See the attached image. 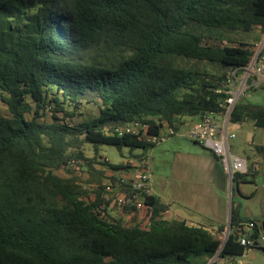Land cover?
I'll use <instances>...</instances> for the list:
<instances>
[{
  "label": "trees",
  "instance_id": "obj_1",
  "mask_svg": "<svg viewBox=\"0 0 264 264\" xmlns=\"http://www.w3.org/2000/svg\"><path fill=\"white\" fill-rule=\"evenodd\" d=\"M260 32L264 0H0V264H206L221 247L242 255L252 245L169 217L154 194L145 224L135 206L114 215L99 195L109 173L133 169L156 145L114 128L141 121L160 135L182 130L184 117L221 113L223 84L254 56ZM88 103L98 114L75 121ZM248 118L264 127V106L238 100L231 121ZM102 144L129 156L112 163ZM252 151L262 159L247 157L237 185L264 176V144ZM247 220L263 232L232 200V226Z\"/></svg>",
  "mask_w": 264,
  "mask_h": 264
},
{
  "label": "built area",
  "instance_id": "obj_2",
  "mask_svg": "<svg viewBox=\"0 0 264 264\" xmlns=\"http://www.w3.org/2000/svg\"><path fill=\"white\" fill-rule=\"evenodd\" d=\"M262 82H264L263 49L258 50L247 65L229 72L223 84L228 96L221 113L206 112L200 118H196L185 130L178 131L174 127L167 126L160 135L150 133L149 125L141 121L118 125L114 128V132L117 135L133 134L153 144L182 133L210 150L220 160L232 185L235 176L248 172L249 162L246 157L232 151L230 140L235 138L236 134L230 129V124L233 123L230 116L245 89ZM131 164L134 166L133 169L108 174L105 188L99 195L102 198L100 207L107 206L113 213L115 209L122 211L135 206L140 210V221L145 224L146 197L153 194V172L149 167L148 158L134 160ZM228 223V229L223 235L224 242L230 234H234L242 245H254L256 242L258 245L264 244V231L256 236L258 226L254 220L242 221L235 226H232L230 220ZM221 251L222 247L206 264H226V257L222 256Z\"/></svg>",
  "mask_w": 264,
  "mask_h": 264
},
{
  "label": "rangeland",
  "instance_id": "obj_3",
  "mask_svg": "<svg viewBox=\"0 0 264 264\" xmlns=\"http://www.w3.org/2000/svg\"><path fill=\"white\" fill-rule=\"evenodd\" d=\"M260 35L261 38L257 43L256 52L264 48V32H260ZM239 100L244 103L264 106V82L260 83L259 85L247 87ZM0 114H8L7 106L1 99ZM97 114L98 108L94 104L88 103L78 110L75 121L79 122ZM238 124L239 125H236L235 123L230 124V129L236 134V137L230 140V145L234 153L240 154L241 156L247 158L249 157L254 145L264 144V127L255 125L254 120L251 118H248ZM179 147H195L197 149L203 150V148L193 139L180 133L157 143L153 148L147 151L149 166L153 172L152 184L154 185V191L156 194L162 196L170 202L174 201V188L175 186L177 188L179 183H189V186L192 185L193 189L195 187V183L198 184L195 171H189L187 177H178L176 175L172 166V160L174 158V151H177ZM88 148L89 146H86L88 153L92 154V151ZM134 151L142 152L143 148H136ZM98 153L109 159L112 163H120L127 159L130 149L126 146L122 149H119L115 145L102 144L98 148ZM261 159L262 157L260 160ZM249 161L251 160L249 159L248 162ZM83 175L85 176L87 174L83 173ZM263 179L264 177L261 173L255 177L254 180L252 174H247L244 175V180L240 181L238 185L236 182H234L232 183V186L230 180H228V198L230 197L235 203H239L241 205L244 216L255 217L263 220ZM198 195L201 197L204 196V194L201 195L200 193H198ZM177 205L174 207L179 211L181 208ZM113 214L121 215L122 211L115 209ZM124 217L127 220L126 215ZM138 221L139 223H142L140 219ZM221 235L222 233L219 234V236ZM225 261L227 263L232 262L234 264H264V250L256 245H252L247 247L242 255L226 257Z\"/></svg>",
  "mask_w": 264,
  "mask_h": 264
},
{
  "label": "crops",
  "instance_id": "obj_4",
  "mask_svg": "<svg viewBox=\"0 0 264 264\" xmlns=\"http://www.w3.org/2000/svg\"><path fill=\"white\" fill-rule=\"evenodd\" d=\"M195 120L196 118L193 117H184L183 121L185 124L182 126V130L187 129ZM235 124L239 125L238 123ZM200 146L203 150L195 147H179L177 151H174L172 160L173 169L178 177H187L189 171H195L199 187L196 183L194 189L192 185L189 186V183H179L177 188L176 186L174 188L173 202L167 201V199L156 194L152 184L153 194L161 202L169 205L167 212L169 217L174 216L186 219L190 223L204 225L214 232L218 231L220 227H224L222 231V234H224L229 226L232 204L231 198H228L227 195L229 178L220 160L210 150L202 145ZM250 154L255 161H259L261 158L254 151H251ZM197 192L201 195L204 194V196L201 197ZM175 205L180 206L181 209L179 211L176 210ZM242 216L247 217L243 213Z\"/></svg>",
  "mask_w": 264,
  "mask_h": 264
},
{
  "label": "water",
  "instance_id": "obj_5",
  "mask_svg": "<svg viewBox=\"0 0 264 264\" xmlns=\"http://www.w3.org/2000/svg\"><path fill=\"white\" fill-rule=\"evenodd\" d=\"M263 189H264V179H263ZM263 212H264V199H263ZM261 225H262V228H263V231H264V218L261 221ZM235 239H237V237H235ZM254 245L258 246V243L256 242Z\"/></svg>",
  "mask_w": 264,
  "mask_h": 264
}]
</instances>
